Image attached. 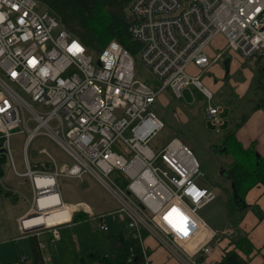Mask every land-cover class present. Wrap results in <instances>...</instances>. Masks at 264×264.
Returning a JSON list of instances; mask_svg holds the SVG:
<instances>
[{"label":"built area","instance_id":"2783aa9c","mask_svg":"<svg viewBox=\"0 0 264 264\" xmlns=\"http://www.w3.org/2000/svg\"><path fill=\"white\" fill-rule=\"evenodd\" d=\"M38 6L36 0H0V140L15 175L33 189L36 210L27 215L41 212L42 195L60 193L59 178L89 176L122 205L108 216L115 221L123 214L141 245L144 230L189 264H207L216 239L236 233L230 226L218 232L199 216L216 195L196 184L202 173L191 150L178 139L158 152L149 146L164 129L152 107L167 90L177 100L189 92L194 105L196 89L208 103L206 123L221 133L225 106L214 104L201 76L187 72L212 66L208 50L219 37L241 60L264 63V0H136L127 12L128 32L155 84L138 78L134 56L120 43L95 53ZM16 130L25 135L24 173L11 146ZM38 137L65 159L58 162L43 148L49 164L33 170L27 150ZM23 220L22 233L40 235L43 228L26 229ZM181 220L182 232L174 230ZM101 230L108 231L104 221ZM49 231L54 243L58 231ZM142 251L148 264L143 245Z\"/></svg>","mask_w":264,"mask_h":264},{"label":"rangeland","instance_id":"374dc122","mask_svg":"<svg viewBox=\"0 0 264 264\" xmlns=\"http://www.w3.org/2000/svg\"><path fill=\"white\" fill-rule=\"evenodd\" d=\"M38 4L39 11L48 10L41 2H38ZM96 20V22L102 26L107 22V18L104 14H100ZM214 45L216 48L215 46H212L211 53L218 58L220 50L221 52L224 51L221 53L222 58L215 61L213 60V67L206 73L197 68L196 70L195 67H190L187 73L191 76L202 75L203 84L215 94L214 104L223 106H227L228 104L229 106L232 105V107L235 106L236 108H243L246 111L252 105L248 102V98L242 100L240 104L238 97L235 96L237 88L240 87V85L245 81L244 75L239 71L236 74L231 72V76H223L222 71L224 70V67L221 63L222 59L224 62L227 58H230L233 63L238 64H240L242 60L230 49L227 50V42L223 38H218ZM134 58L136 62L138 78L147 84H155L154 79L148 70L143 66L140 57L136 55ZM252 64V69H254L255 63L253 62ZM246 66L247 64L245 66H241L240 68L242 69ZM261 74V71L257 72V80H260L262 77ZM222 83L223 86L218 92H216L215 89L218 86H221ZM253 87L254 88L250 93V98H254L253 93H256L258 90V81L253 83ZM222 91L223 95H221ZM193 94L195 98L194 105H189V103L193 101L192 95L189 92L184 93L185 100L182 99L180 101H176V99L172 97V93L169 90H167L162 95L160 100L156 102V104L152 107V110L162 119L165 128L163 131L157 134V136L150 142L149 146L152 148V150L158 152L164 145L168 144V142L172 141L174 138L184 141H182L183 144L192 150L194 156L201 166L202 176L198 178L196 184L201 188H208L211 190L213 189L217 194H215L217 200L215 199L216 201L214 200V203L199 211V216L204 221H206L211 228H217L220 225H226L224 227V229H226L230 226L227 225L228 218L225 217V207L227 205L226 202L228 200V195L224 194L220 190L221 186H219L218 183H221L225 189H229V192L231 191V181L221 176L220 172H228L231 170L230 167L233 163V159L230 156H224L220 152H214L210 148L211 145L223 146L224 143L221 141V139L218 141V138H221V136H213V133L212 135L209 134V129L204 120V109L208 104L206 98L200 91L196 89H193ZM228 113L226 112L225 116H227ZM231 115V117H234L233 113ZM124 136L129 138L130 135L129 133H126ZM184 139H186L188 142H186ZM24 141L25 135L21 134L20 130L13 132L11 146L14 150V161L16 168L20 173H24L26 171L23 163ZM43 148H46L53 156H55V158H64L63 153L54 143L44 137H38L32 142L27 150V155L33 170H41L43 168L42 165L49 164L48 159L41 154V150ZM6 160L7 164L4 166L5 177L1 181V186L9 195L7 197L0 196V226L3 224L1 221L2 217L8 218V220H4V223H7V237L11 238L9 243L5 242V246H9L10 249L13 250L14 244H16L19 246L18 251H23L22 247L26 246L25 243H22L23 241L14 240L15 242H11L12 237L16 235L14 216H16L18 213H22L24 210L29 209L32 206V190L24 183V181L26 182L27 179L16 176L9 159L7 158ZM85 179H90L91 183L83 184V189L74 188V186L78 184L76 181H79L80 179L59 178L58 180L61 188V194L64 195V193H66L65 197H69L70 194L73 195L75 194V191H77L76 194L78 195L75 196L74 202L79 201L80 204H74L76 206L78 205L77 208H79L76 210L78 212H75L74 217H79L82 215L88 216L86 212L93 213V211H100L101 209L104 211H102L100 214L109 212L112 213L122 207V205L94 179L89 176H85ZM10 185L13 187V189H15V191H12L13 189H11L12 187L10 188ZM66 185H69V188H66ZM71 187H73V190L70 189ZM14 192H16V194H14ZM82 199H86L87 202L80 201ZM83 204L89 208L88 211L84 209L85 206ZM65 209L66 208L57 212L64 214ZM69 212L70 209L68 207L66 213ZM51 214L53 215L54 211H51L47 214H42L43 216L37 218V215L33 213L27 218V220L23 221L24 227L27 225L29 226L31 223H34L36 227H38V222L42 221L40 219L48 218L49 215L51 216ZM91 216L95 215L93 214ZM103 217L104 216L100 217V219H103ZM105 218L104 224L106 227H108V231L106 232L101 230L102 221L99 219L74 223L71 226H60L58 228V238L60 239L57 240L55 249L53 247H47V249L44 251V257L48 262L47 264H78L82 257L94 250H96L101 257H119L122 253V247L117 246L115 242H111L109 237L119 236L122 229L124 231L128 230V221L123 214L117 215V222L113 221V219L108 216V214ZM62 220L64 221V219ZM58 223L61 224L63 222L59 220ZM43 226L44 224L42 227ZM180 230H182V226H180ZM5 234L6 233L4 232V234H2L3 236H0V240H5ZM148 236L149 232L143 230V238ZM4 255H6V253H4ZM13 255H15L14 251Z\"/></svg>","mask_w":264,"mask_h":264},{"label":"crops","instance_id":"0c3cea01","mask_svg":"<svg viewBox=\"0 0 264 264\" xmlns=\"http://www.w3.org/2000/svg\"><path fill=\"white\" fill-rule=\"evenodd\" d=\"M219 38H223V37H219ZM223 39L225 40V38H223ZM217 40H218V38L215 40V42ZM215 42H214V44H215ZM214 44L212 45L213 47L215 46ZM215 48H216V46H215ZM227 50H228V48H227ZM223 52L224 51L221 52V50H220L219 54H221ZM208 53H209L211 59L215 60L216 56H214L211 53V47L209 48ZM221 63L223 66V63H224L223 59H222ZM252 63L253 62L250 63L249 61H243L242 60L241 63L238 64V63H233L231 60V69H230V73L228 74L231 76V72H234V74L238 73L239 71L242 72L241 74L244 75L245 81L243 84L240 85V87L237 88L235 96L238 97L240 104H241L242 100L248 98V102L251 103L252 105L246 111L243 108H236L235 106L232 107V105L229 106L228 104H227V106L224 105L226 108L224 111V114H223V118L225 120V125L222 128L221 134L214 133L211 130L210 126L207 123L206 124H207V127H208L209 132H210L209 134L212 135V133H213L214 134L213 136L218 135V136L222 137L223 135H226L230 130L233 129V125L231 122V119H232L231 114L232 113H233L235 118L248 115L249 117L247 118V120L244 122V124L241 126V128H239L236 131V139L244 149L254 148L257 151L258 155L264 156V90L259 89L258 92L253 93L254 98H250V95H251L250 93L252 92V90L254 88L253 83L256 82L257 72L261 71L264 74V63L263 62H254L255 63L254 69H252V66H251V65H253ZM246 64H247L246 67H244L242 69L240 68L241 66H243V65L245 66ZM212 67L213 66H211V68ZM210 69L205 71V73L208 72ZM222 72H223V76H228L226 74L225 69ZM200 76H202V75H200ZM202 79H203V77H202ZM263 79H264V77H263ZM263 82H264V80H263ZM222 86H223V83L221 86H218L215 89V91L218 92ZM221 95H223V91H222ZM255 99H257V100H255ZM252 101H254V102H252ZM226 112L227 113L229 112L227 114V116H225ZM56 158H57L58 162H59V160L62 161L65 159V157L63 159H59L58 157H56ZM76 182L78 184L77 185L74 184V185H76V186H74L75 189H78V188L83 189V187H82L83 184H85V183L90 184L91 183L90 179H85V177L80 179L79 181H76ZM24 183L27 186H29V188H31V190H32V192H31L32 193V204H31L32 206L29 209L24 210L22 213H18L16 216H14V223L16 225V235L14 237H12L11 242L12 243L15 242L14 240L23 241L22 243H25L26 246L22 247L23 251H18L19 246L16 244H14L13 250L10 249L9 246H5V242L9 243V240L11 237L10 238L7 237V234H8L7 223H4V220H8V218L2 217L1 221L3 224L0 226V236L2 237L3 236L2 234H4V232H5L6 238H5V240L4 239L0 240V264H31L32 260H33L32 259V245H31V242L29 240L31 237H35L38 239L39 250L41 251L42 256H43V262H44V264H47L48 262H47V259L44 257V251L47 249V247L48 248L53 247L55 249V246L57 244V240L60 239V238H57V240L54 243H52L51 242L52 235L49 231V228H55L58 231V228L60 226H63V225L71 226L74 223H81V222H85V221L93 220V219H99L100 221L103 222L105 220H103L102 218L100 219V217H102V216L106 217V215L110 213L109 212V213L100 214L102 211H104L102 209L100 211L95 210V211H93V213L86 212V214H88L86 220L75 222V221H73L74 215H75V212H78L76 210H78L79 208H77L78 205L76 206L74 204H76V203L80 204L79 201L74 202L75 196L78 195V194H76L77 191H75V194H73V195L70 194L69 197H65L66 193H64V195L60 194L61 195V197H60L61 201L63 202V204H65L64 208H66L64 210V212H65L64 214H60L61 212H59V213L57 212L59 210H63L64 208L63 209H57L56 211H54V214H53L54 216L51 214V216L49 215L48 218L40 219L42 221L38 222L39 223L38 227H36V225L34 223H31L29 226L27 225L25 227L26 229L43 228V230L40 232V235L22 233L19 230V222L18 221L22 217L28 216L27 214L33 208V202H34L33 189L31 187L30 183L28 182V180L26 182L24 181ZM68 186L69 185H66L65 187L67 188ZM11 187L12 186L10 185V188ZM14 188H15V186H14ZM11 189H13V187ZM70 189L73 190V187H71ZM205 189H208V188H205ZM208 190H211V189H208ZM12 191H15V189H13ZM211 191L214 192L213 189ZM14 194H16V192H14ZM0 196L1 197L2 196L7 197L6 195L1 194V193H0ZM80 201H86L87 202L86 199H82ZM215 201H213L212 203H214ZM245 201H246V204L248 206H250L251 208L245 210L241 215H239V216H242L241 217L242 220H241L240 224L238 225V227H236L234 225V223L232 221L233 219L228 217V215H227L228 210H227V205H226L225 217L228 218L227 225H230V227H232V229L234 230L236 235L232 238L226 237L223 235L219 236L216 239V242L214 244V250H213L212 254L210 256H208V258L206 259L207 264H219L222 261L223 257L225 256V254L230 250H234L236 245L239 242H241L243 237H247V239L249 240L250 245L253 247V253L249 257L244 255L240 251H237L238 254L242 258H244L246 261H248V264H264V186L258 185L256 187H254L252 190H250L248 192L246 198H245ZM84 206H83L84 209L86 211H88L89 208L86 205H84ZM59 207H61V206H58V208ZM68 207L70 209V212L66 213ZM254 207L258 209L259 213L254 209ZM95 212H97V213H95ZM93 214L95 216H91ZM28 217H30V215ZM227 218H226V220H227ZM62 219H64V221H66V222H64ZM171 219L176 222V218L175 217L172 218V215H170V217H169V222H171ZM59 220L62 221L63 223L59 224L58 223ZM115 221L117 222V220H115ZM43 224H44V226L42 227ZM184 224L185 223L183 222V220H181L177 225H175L174 230L177 229L179 232H182L180 230V226H182V228H183ZM225 226L220 225L217 228H215V227H213V228H214V230H217L218 232H223L225 230L224 229ZM122 232H124L123 229L120 232V234ZM112 237H109V239L111 242H114ZM41 245H43L44 247L41 248ZM143 246H144V248L147 252V255H148V264H189L188 261L181 259V257H179L177 254L175 255L172 251H170L167 247H165L155 236H153L150 233H149L148 237L143 238ZM13 251H14L15 255H13ZM95 251L96 250H94V252ZM122 252H123V250H122ZM4 253H6V255H8V256L4 255ZM23 257H27L28 259L25 262H22L21 259Z\"/></svg>","mask_w":264,"mask_h":264},{"label":"trees","instance_id":"16d2710c","mask_svg":"<svg viewBox=\"0 0 264 264\" xmlns=\"http://www.w3.org/2000/svg\"><path fill=\"white\" fill-rule=\"evenodd\" d=\"M36 1L44 4L48 11L56 16L69 32L95 53H100L112 41L120 43L133 56H136L140 49V45L131 38L128 32L129 18L127 12L133 0ZM100 14H104L107 18V22L103 26L96 22V18ZM261 75L264 77L263 73ZM263 77L260 80L256 78L259 83L258 90H264ZM248 117V115L237 119L232 117L233 129L218 138V141L221 139L224 145L210 146L214 152H220L224 156H230L233 159L231 170L225 173L220 172L221 176L231 181V191L229 192V189H225L221 183H218V185L221 186L220 190L228 195L226 202L228 207L227 215L233 219L232 221L236 227L242 220V216L239 215L251 208L245 201L248 192L258 185L264 186V156L258 155L254 148L244 149L236 139V131L241 128ZM186 142L188 141L186 140ZM2 144L3 142L0 140V148H2ZM6 159V155H0V193L8 196L6 190L1 186V181L5 177L4 166L7 164ZM235 196H237L242 205L240 210L236 207ZM254 209L259 213L257 208L254 207ZM86 219L87 216L82 215L74 217L73 221L79 222ZM112 239L117 246L122 247L123 252L119 257H101L98 252L93 251L82 257L79 264H144L143 244L141 245L138 238H135L129 230L122 232L117 237H112ZM29 240L32 245L33 260L31 264H44L42 253L39 250L38 239L31 237ZM237 251L242 252L247 257L253 253V247L247 237H243L234 250L228 251L219 264H248V261L242 258ZM132 255H134V260L129 262Z\"/></svg>","mask_w":264,"mask_h":264},{"label":"bare ground","instance_id":"6f19581e","mask_svg":"<svg viewBox=\"0 0 264 264\" xmlns=\"http://www.w3.org/2000/svg\"><path fill=\"white\" fill-rule=\"evenodd\" d=\"M136 0H133V2L130 4V6L135 2ZM130 6H129V8H128V11H129V9H130ZM69 31V30H68ZM80 40V39H79ZM228 45V44H227ZM87 46V45H86ZM210 56V55H209ZM213 61V60H212ZM215 61V60H214ZM212 66H213V64H212ZM211 68V67H210ZM209 68V69H210ZM208 70V69H207ZM207 70H205V71H207ZM205 71H202V72H205ZM198 76H200V75H198ZM201 79H202V76H201ZM202 82H203V79H202ZM172 97H174V95L172 94ZM175 98V97H174ZM176 99V98H175ZM176 101H180V100H177L176 99ZM155 113V112H154ZM159 117V116H158ZM160 118V117H159ZM161 119V118H160ZM162 120V119H161ZM204 120H205V118H204ZM163 122V121H162ZM206 122V121H205ZM164 123V122H163ZM164 128H165V126H164ZM164 130V129H163ZM162 130V131H163ZM222 133V132H221ZM220 134V133H219ZM174 139H178V138H174ZM173 139V140H174ZM179 140V139H178ZM2 141V140H1ZM3 142V141H2ZM182 142V141H181ZM183 143V142H182ZM0 149H4L3 148V144H2V148H0ZM5 150V149H4ZM191 150V149H190ZM192 152V151H191ZM193 153V152H192ZM5 154H6V156H7V153H6V150H5ZM8 157V156H7ZM201 167V166H200ZM85 177V176H84ZM83 178V177H82ZM67 179H69V178H67ZM79 179H81V178H79ZM93 179V178H92ZM97 182V181H96ZM46 183H47V181H46ZM50 183H52V182H50ZM98 183V182H97ZM99 184V183H98ZM100 185V184H99ZM61 188H60V193L58 194V195H56V194H54V193H48V194H46V195H42L41 197H40V200H39V202L37 203V207H38V210L40 209V213H36V215H37V218H40L41 216H43L42 214H47V213H49V212H51V211H56L57 209H62V208H64V207H59L58 208V206L60 205V203H61ZM33 198H34V195H33ZM49 206V207H48ZM48 207V208H47ZM33 209H35L36 210V203H35V200H34V202H33ZM44 209V210H43ZM31 214H33V213H31ZM27 218H28V216L26 217V216H24V217H22L21 219H24V220H27ZM20 219V220H21ZM19 220V221H20ZM23 220V221H24ZM103 220H105V218H103ZM18 221V222H19ZM103 223V222H102ZM27 258V257H26ZM28 259V258H27ZM23 262H25V261H23Z\"/></svg>","mask_w":264,"mask_h":264},{"label":"water","instance_id":"95a60500","mask_svg":"<svg viewBox=\"0 0 264 264\" xmlns=\"http://www.w3.org/2000/svg\"><path fill=\"white\" fill-rule=\"evenodd\" d=\"M223 67H224V69L226 71V74L228 75L230 73V69H231V59L230 58H228V59H226L224 61ZM2 154H5V150L4 149H0V155H2ZM234 199H235L237 207H238V205H240L242 207V205H241L240 201L238 200L237 196H235ZM238 208L240 209V207H238Z\"/></svg>","mask_w":264,"mask_h":264},{"label":"flooded vegetation","instance_id":"af4514ba","mask_svg":"<svg viewBox=\"0 0 264 264\" xmlns=\"http://www.w3.org/2000/svg\"><path fill=\"white\" fill-rule=\"evenodd\" d=\"M220 134H221V133H220ZM217 136H218V135H217ZM222 172H224V171H222ZM224 173H225V172H224ZM221 174H222V173H221ZM236 207H237V205H236ZM238 207H240V209H241V206H240V205H238ZM240 209H239V210H240Z\"/></svg>","mask_w":264,"mask_h":264}]
</instances>
